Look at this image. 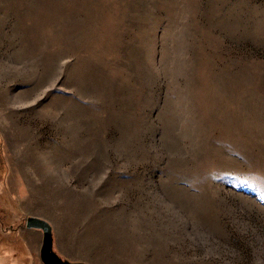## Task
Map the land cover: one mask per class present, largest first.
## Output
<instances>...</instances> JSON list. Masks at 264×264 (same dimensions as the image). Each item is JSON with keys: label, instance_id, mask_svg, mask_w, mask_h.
Returning a JSON list of instances; mask_svg holds the SVG:
<instances>
[{"label": "rangeland", "instance_id": "1", "mask_svg": "<svg viewBox=\"0 0 264 264\" xmlns=\"http://www.w3.org/2000/svg\"><path fill=\"white\" fill-rule=\"evenodd\" d=\"M31 215L71 261L264 264V0H0V264H44Z\"/></svg>", "mask_w": 264, "mask_h": 264}, {"label": "water", "instance_id": "2", "mask_svg": "<svg viewBox=\"0 0 264 264\" xmlns=\"http://www.w3.org/2000/svg\"><path fill=\"white\" fill-rule=\"evenodd\" d=\"M26 227L37 228L43 231V240L40 248V257L44 264H86L82 261H71L60 255L54 247V233L52 224L39 216H28Z\"/></svg>", "mask_w": 264, "mask_h": 264}, {"label": "trees", "instance_id": "3", "mask_svg": "<svg viewBox=\"0 0 264 264\" xmlns=\"http://www.w3.org/2000/svg\"><path fill=\"white\" fill-rule=\"evenodd\" d=\"M10 227H11V230L14 229V228H13V227H14L13 225H12V226H9V228H10ZM0 236H1V235H0ZM2 237L4 238V235H3ZM2 237H0V240L3 239Z\"/></svg>", "mask_w": 264, "mask_h": 264}]
</instances>
